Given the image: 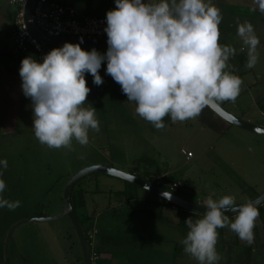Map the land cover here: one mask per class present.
<instances>
[{
	"label": "rangeland",
	"instance_id": "rangeland-1",
	"mask_svg": "<svg viewBox=\"0 0 264 264\" xmlns=\"http://www.w3.org/2000/svg\"><path fill=\"white\" fill-rule=\"evenodd\" d=\"M83 1L79 0V4ZM210 2L220 9L223 17L219 25L220 38H230L232 45H228L237 49L230 61L235 66L240 62L237 56L242 45L237 35L238 22L242 23L243 19L230 18L228 13L241 10L242 3L254 4L245 5L242 11L251 15L245 21L252 23L260 39L259 59L245 74L238 70L239 77L243 74L240 90L243 95L234 102L221 104L233 114L258 124L264 117V100L256 103L261 91L264 93L261 79L264 81V75L261 76L264 13L258 10L254 0ZM99 4L97 11L81 15H104L109 11L107 6H114L110 0H99ZM254 7H257L255 12ZM19 12L17 6L0 0V161L7 160V168L0 165V179L6 183L0 198L19 201L15 210L0 208L1 258L10 228L24 219L61 214L67 183L74 174L93 165L134 171L185 199L203 204L210 195L215 200L232 195L239 205L264 191L263 134L234 125L219 133L199 121V117L173 122L170 115L163 118L165 127L157 129L136 114V103L127 100L121 86L107 74V60L99 70L103 78L101 85L93 83L94 77L85 73L90 92L82 107L96 109L100 130H90L86 146L75 140L71 149L42 145L34 134V110L31 98L23 92L20 68L25 57L31 56L41 63L43 60H38L33 51L22 54L17 50L15 32ZM54 48L60 47H47V54ZM83 49L91 51L93 48ZM95 49L105 54L108 47ZM256 82L258 87L253 85ZM174 182H178L179 187L172 189ZM74 189L72 199L77 212L83 215L90 253L98 255L92 264L102 261L101 249H108L109 253L124 252L121 255H127L129 264H198L184 252L182 241L189 231L185 221L189 217L203 218L202 214L104 173L82 178ZM110 189L115 190L109 192ZM85 205L86 209H81ZM97 211L102 213L98 215ZM115 211L118 212L116 218ZM259 211L252 244L242 241L227 227L217 230L216 248L222 257L219 264H264V205ZM228 217L230 221L235 219V216ZM112 233L113 242L103 243L99 249V238ZM176 253L180 258H176ZM9 258L11 264H83L79 239L68 217L29 221L18 226L10 240Z\"/></svg>",
	"mask_w": 264,
	"mask_h": 264
},
{
	"label": "clouds",
	"instance_id": "clouds-1",
	"mask_svg": "<svg viewBox=\"0 0 264 264\" xmlns=\"http://www.w3.org/2000/svg\"><path fill=\"white\" fill-rule=\"evenodd\" d=\"M107 13L108 49H83L79 43H65L52 49L38 62L22 60L20 76L25 96L31 98L34 134L49 148H72L89 143L90 130L99 131L95 108L82 107L90 88L85 73L101 85L102 63L127 100L136 103L135 112L155 128L163 129V118L173 122L197 118L205 108L217 109L224 101L234 102L242 79L228 71L237 54L231 45L220 43L222 14L210 0H115ZM264 13V0H254ZM257 7L252 9L253 12ZM237 35L247 53L245 67L254 68L259 59L260 39L251 22H238ZM7 168V160L0 161ZM6 183L0 179V193ZM146 190V189H145ZM163 195L171 199V193ZM203 218L189 217V231L183 239L184 252L198 264H219L218 229L229 228L248 244L254 242V227L260 216L251 201L237 205L235 197L224 195L204 202ZM19 201L0 198V208L15 210ZM235 213L230 221L226 213Z\"/></svg>",
	"mask_w": 264,
	"mask_h": 264
},
{
	"label": "water",
	"instance_id": "water-1",
	"mask_svg": "<svg viewBox=\"0 0 264 264\" xmlns=\"http://www.w3.org/2000/svg\"><path fill=\"white\" fill-rule=\"evenodd\" d=\"M36 0H28L25 8H24V18L26 25L30 32L43 44L44 47L48 46H58L63 47L65 43H73L77 44L79 43L82 48H103L108 47V37L106 38H93V39H80V38H65V37H55L50 36L46 33H44L40 28L35 24L32 14H33V8ZM213 110V109H212ZM218 116L229 122L231 125H234L236 127L245 129L250 132L259 133L264 135V126H261L257 123L248 121L246 119H243L229 110H227L222 104L220 106L213 110ZM95 173H104L108 175H112L114 177H118L121 179L126 180L129 183H133L136 185H139L152 193L157 194L158 196L164 198L165 200L169 201L172 204H175L176 206L182 207L186 210H190L192 212L198 213V214H204L207 211L206 205L200 202H193L188 199H185L175 193H173L171 190H168L161 185L154 183L146 178H143L139 175H136L131 172H126L111 166L106 165H93L88 168H85L76 174H74L69 182L67 183V186L64 191V211L53 217H40V218H28L21 220L17 223H15L10 230L8 231V234L6 236L5 245H4V257H0V264H11L10 258H9V244L12 237L13 232L15 229L22 225L23 223L29 222V221H50V220H56L61 219L64 217H68L70 219V222L78 236L79 243L82 250V258H83V264H92L91 257H90V250L88 245V240L86 237V232L83 227V224L77 214V211L73 205L72 200V193L76 186V184L84 177L88 175H92ZM170 192L171 193V199L166 198L163 193ZM253 202L258 208L264 205V191L259 194L256 198L250 200ZM249 202V201H248ZM247 203V202H245ZM242 203V204H245ZM239 204V205H242ZM228 216H235V213H226Z\"/></svg>",
	"mask_w": 264,
	"mask_h": 264
},
{
	"label": "built area",
	"instance_id": "built-area-1",
	"mask_svg": "<svg viewBox=\"0 0 264 264\" xmlns=\"http://www.w3.org/2000/svg\"><path fill=\"white\" fill-rule=\"evenodd\" d=\"M27 1L7 0L20 11L17 16L15 45L19 53L33 51L38 60H43L47 55V47L30 32L25 22L24 8ZM32 18L40 30L50 36L80 39L107 37V15L82 16L75 8L58 1L36 0ZM176 187H179L178 182L173 183L172 189ZM90 257L92 263L98 259L96 253H90Z\"/></svg>",
	"mask_w": 264,
	"mask_h": 264
},
{
	"label": "crops",
	"instance_id": "crops-1",
	"mask_svg": "<svg viewBox=\"0 0 264 264\" xmlns=\"http://www.w3.org/2000/svg\"><path fill=\"white\" fill-rule=\"evenodd\" d=\"M51 1H58V2H60V3H63V4H65V5H68V6H71V7H73V8H75L76 10H77V12L79 13V14H85V15H87V14H89L90 12H94V11H97V9L99 8V6L101 7V5L99 4V0H84L83 1V3L82 4H79V0H51ZM112 3H113V5L114 6H112V5H109V6H107V7H109V10H113V9H115V7H116V3H115V0H110ZM67 2H69V3H67ZM248 2V1H247ZM240 5H246V6H253L254 4L252 3V2H249V3H242V4H240ZM256 5V4H255ZM106 7V8H107ZM104 15H107V14H104ZM228 15H229V17L231 18V17H238V18H241V19H243V21H242V23L243 22H245V18L247 19L248 17H251V15L250 16H248V15H236V14H229L228 13ZM223 23V22H222ZM225 41V42H224ZM220 43L222 44L223 43V45H225L226 43H227V45L230 43L231 45H232V42H231V40H230V38H225V39H221L220 38ZM245 47L243 44L241 45V47ZM240 47V48H241ZM246 48V47H245ZM243 53H245L246 54V56H247V53H246V51L245 52H243ZM230 61H231V59H230ZM229 61V65H230V67H229V69H228V71H231L232 72V70H233V72L235 71V73H236V75H239V71L238 70H243V72H244V74H245V71L246 72H248V71H250V70H252V68L251 69H248V68H246L245 67V64H246V61H247V57H246V60H244V61H242L241 60V62H239L238 64H237V66H235L234 64V62H230ZM245 68L247 69V70H245ZM231 69V70H230ZM237 71V72H236ZM262 75L261 76H263L264 75V71L261 73ZM241 77V79L243 78V74L242 75H240ZM262 79V82H264L263 81V78H261ZM258 82V81H257ZM254 83L253 85H254V87H258L257 85H258V83ZM260 82V81H259ZM252 85V86H253ZM251 86V87H252ZM244 87H245V82H244ZM258 90L259 91H261L259 88H258ZM240 95H243L242 94V91H241V94L239 93V95H238V97L240 96ZM238 97L236 98V100L238 99ZM235 100V101H236ZM255 100V99H254ZM260 100H264V93L261 91V93L259 94V96H258V98L256 99V103H258V104H261V103H259V101ZM263 104H264V101H263ZM264 116V115H263ZM199 117V121H201V122H203V123H205V125H208L213 131H215V132H219V133H223L225 130H227V129H229V128H231V124L229 123V122H227L226 120H224L223 118H221L220 116H218L212 109H210V108H205L203 111H202V113L198 116ZM263 118V121L262 122H258V124H260V125H262V126H264V117H262ZM253 122H256V121H253ZM257 123V122H256ZM151 181V180H150ZM153 182V181H152ZM158 182H160V181H158ZM94 190H96V189H94ZM100 190V189H99ZM113 190H115V189H110V190H108L109 192H113ZM100 191H103V190H100ZM100 191H98V192H100ZM117 191H119V190H117ZM94 193H96V192H94ZM116 193V192H115ZM88 194V193H87ZM78 195V194H77ZM78 197V196H77ZM76 197V198H77ZM73 200V203H74V206H75V202H74V199H72ZM121 204H123L122 202H120ZM75 208H78V207H75ZM81 209H86V205L85 206H82L81 207ZM106 210H108V208L106 209ZM77 211V210H76ZM78 213V212H77ZM99 213L100 212H98L97 211V214L99 215ZM102 213V212H101ZM100 213V214H101ZM78 215L79 216H83V215H80L79 213H78ZM97 215V216H98ZM118 216V212L117 211H115L114 212V218H116ZM139 219V218H138ZM99 220V219H98ZM137 220V219H136ZM181 223H182V221H181ZM114 229V228H113ZM99 232H100V230H99ZM99 234V233H98ZM100 235V234H99ZM99 235H97V243H98V236ZM112 237H114V234L112 233V234H109L108 235V237H107V234H105V236H101L100 238H99V243H98V247H99V249H101V247H102V244L103 243H106V242H110V243H112L113 242V240L111 239ZM109 251L110 250H108L107 249V251H105V250H102L101 249V255H102V258H101V260L102 261H100V264H121V263H125V264H129V258L127 257V255H121V254H123L124 252H121V251H114V252H112V253H109ZM127 253V252H126ZM176 258H180L179 257V255L176 253ZM175 258V259H176ZM103 259H104V262H103Z\"/></svg>",
	"mask_w": 264,
	"mask_h": 264
},
{
	"label": "trees",
	"instance_id": "trees-1",
	"mask_svg": "<svg viewBox=\"0 0 264 264\" xmlns=\"http://www.w3.org/2000/svg\"><path fill=\"white\" fill-rule=\"evenodd\" d=\"M239 7H242V8H240L241 10H239V11H235V13L234 14H242V15H244L245 14V11H242V10H245V6H239ZM231 9H233V8H231ZM245 15H248V14H245ZM240 55H238L237 57H239L238 58V60H240V62H241V60L242 61H244V60H246V54L245 53H243V52H240L239 53ZM131 173H134V174H136V175H139V174H137V173H135L134 171H130ZM139 176H141V177H143L142 175H139ZM143 178H146V177H143ZM152 181V180H151ZM154 182V181H153ZM154 183H156V182H154ZM97 189H99V188H97ZM75 190V189H74ZM98 191V190H97ZM120 193H122V192H118V194H120ZM73 205H74V203H73ZM75 207V206H74ZM262 207V206H261ZM261 207H259V208H261ZM258 208V209H259ZM76 209V208H75ZM78 214V213H77ZM79 216V215H78ZM79 218H80V220H81V222H82V224H83V222H84V219H82V217L81 216H79Z\"/></svg>",
	"mask_w": 264,
	"mask_h": 264
}]
</instances>
